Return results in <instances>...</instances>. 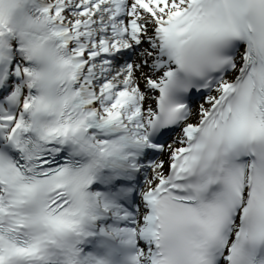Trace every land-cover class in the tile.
I'll return each mask as SVG.
<instances>
[{
    "label": "bare ground",
    "instance_id": "obj_1",
    "mask_svg": "<svg viewBox=\"0 0 264 264\" xmlns=\"http://www.w3.org/2000/svg\"><path fill=\"white\" fill-rule=\"evenodd\" d=\"M82 12L87 14V18L82 19L77 13L70 17L74 26H78L80 23L86 26L87 29H92L95 27V32H97L102 41L98 47L107 49L109 46L114 47L121 43V45L130 43L129 39L124 36L120 37V33L123 34V30L126 29L125 19L132 15H135L141 22L139 28L140 37L142 42L139 44L137 50L135 51L134 63L132 65H126L115 69L110 67L102 71L103 78L108 81V83H114L116 86L114 89L119 90V93L130 92L136 94V89L138 86L146 87L147 96L145 107L143 108L139 100L131 106V120L138 122V127H143L144 122L149 121L150 115L154 112V98L156 87L160 79L164 75V71L167 69L165 64L160 69H155V61L161 59V56L157 54V35L154 31V26L156 22L167 17L170 13L181 9L184 6L185 0H128L124 7V16L120 18H115L112 6L115 5L112 1L106 0H85L81 1ZM121 4V3H120ZM114 19V20H113ZM124 24V25H123ZM78 41L82 44L86 43L85 39H82L81 35L77 33ZM4 42V43H3ZM8 42L2 41L0 43V56H3L8 51H12L11 55L15 58L20 59L17 56V52L14 48H9ZM1 60V59H0ZM19 75L22 81L26 78V69L23 62L19 61ZM91 73L88 74L87 78L84 80L85 85L92 90L93 94H97L98 90L92 85L93 79L91 78ZM128 82L126 86L119 83ZM107 83V85H108ZM219 89V86L217 87ZM215 96L212 93L205 98H201L193 106L192 113L190 117L181 124L179 129L168 139L165 144L163 152L159 155L157 160L153 163L151 168L148 170L146 181L150 184L159 180L166 172L167 165L169 163L172 151H174L177 146L181 143L183 134L188 127L197 121L202 112L207 106L208 99ZM110 104L111 108L108 111L118 110L122 107L127 106V101H120L118 98H113L111 96ZM10 104H14L18 107L16 103L12 100L9 101ZM24 102L18 107L22 109ZM19 114L10 121V123L15 124L19 121ZM3 128V127H2ZM4 131V129L2 130ZM6 132V130L4 131Z\"/></svg>",
    "mask_w": 264,
    "mask_h": 264
},
{
    "label": "rangeland",
    "instance_id": "obj_2",
    "mask_svg": "<svg viewBox=\"0 0 264 264\" xmlns=\"http://www.w3.org/2000/svg\"><path fill=\"white\" fill-rule=\"evenodd\" d=\"M75 1H79V0H72V2H71V5H73V3H75ZM75 13H79V15L80 16H82V15H84V13H82V9H79V10H72V9H70L69 11H67V12H65L64 13V16L66 15V16H68V15H73V14H75ZM82 31H84L83 29H81ZM94 36H95V34H94ZM95 38V40H92L91 42H89L88 43V45H90V46H94V45H97L98 43H99V40L96 38V37H94ZM17 71H16V67H14V70H13V73H16ZM100 81L98 80L97 82H95L94 84L95 85H98V83H99ZM103 83H101L100 84V86L99 87H101V91H103ZM138 91H137V93L139 94V96H140V101H141V103H142V105H143V108L145 107V102H146V96H147V90H146V88H144V87H138V89H137ZM23 91H24V88H23V84L21 83V81L20 82H17V85L15 86V87H13L9 92V95L12 93V94H14L15 95V97H16V100H17V102H18V104H20L21 103V98H22V96H23ZM10 98L12 97V96H9ZM14 98V97H13ZM106 94L105 93H99V103H100V105H102L103 107H105L104 109H106L108 106L107 105H105L106 103H103V102H105L106 101ZM16 115V110H14V113H12V114H10V115H7V118L8 117H13V116H15Z\"/></svg>",
    "mask_w": 264,
    "mask_h": 264
}]
</instances>
